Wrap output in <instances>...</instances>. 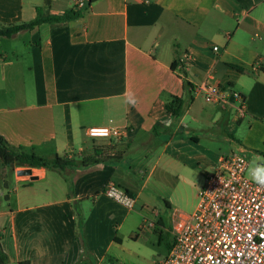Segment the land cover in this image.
<instances>
[{"label":"crops","instance_id":"1","mask_svg":"<svg viewBox=\"0 0 264 264\" xmlns=\"http://www.w3.org/2000/svg\"><path fill=\"white\" fill-rule=\"evenodd\" d=\"M74 2L0 0V25L27 23L37 9L74 11ZM77 11L68 22L0 36V136L26 153L74 163L0 164L4 264H114L122 231L129 224L131 236L144 220L138 202L149 184L157 190L193 172L204 184L208 168L238 151L213 153L217 138L238 142L244 120L239 144L263 140L264 154V0H95ZM208 84L220 99L205 100ZM174 98L177 116L165 109ZM94 126L119 136L91 137ZM109 182L133 198L131 209L104 195Z\"/></svg>","mask_w":264,"mask_h":264},{"label":"built area","instance_id":"2","mask_svg":"<svg viewBox=\"0 0 264 264\" xmlns=\"http://www.w3.org/2000/svg\"><path fill=\"white\" fill-rule=\"evenodd\" d=\"M86 2L75 0L74 10ZM202 90L205 100L220 99L217 85ZM86 132L91 137L119 136V130L109 126L89 127ZM247 171L244 149L219 158L205 176L194 211L173 221L172 243L155 264H264V186L255 184ZM103 193L128 209L133 206V198L112 182Z\"/></svg>","mask_w":264,"mask_h":264},{"label":"rangeland","instance_id":"3","mask_svg":"<svg viewBox=\"0 0 264 264\" xmlns=\"http://www.w3.org/2000/svg\"><path fill=\"white\" fill-rule=\"evenodd\" d=\"M215 128H217V126H215ZM247 131L248 122L244 120L238 130H235L233 134V137H235L238 142L229 141V143H227L222 139H219V136L215 145L213 147L211 146V150L213 153L218 155L228 154L232 150L236 149L237 146V150L240 148L245 150V156L248 161V169L253 161L257 163H264V154H259V152L262 151V148L259 146L262 145L263 140H259L252 148H248L245 144H239L242 143L243 137L245 134H247ZM227 134L230 135V132L227 131ZM14 167L15 166H11L10 168L14 169ZM211 171V168L206 170L208 173ZM53 172L54 171H51L49 173L51 177H55ZM11 173L12 172L9 170L7 176L9 191H11L10 189L16 185L13 181ZM150 183H153V181ZM202 184V177L195 172L186 175L184 178L173 177L164 180L163 184L158 186L157 190L152 184H149L145 188L143 197H141L138 202L140 209L142 210L144 220H142V218H138L137 220L134 219L135 223L132 224L137 225L140 222V227L133 230L131 236L126 234L127 230L130 229L129 224H127V227L122 231L121 234L123 240L122 248L119 251H115L114 254H116V256L114 255L115 260L113 263L155 264L157 260L164 257L167 254L173 240V234L170 231L173 221L178 219L180 215L190 214L193 211L197 202L196 195L198 189L202 187ZM6 201L7 199H3V204H6ZM164 201H168L171 206L167 208L164 204ZM10 202H12L11 199L9 200V203ZM142 203H146L145 208L141 207ZM152 210L156 211L158 215L153 216ZM151 222H153L154 225L149 227L148 224ZM141 226H143L144 229H142Z\"/></svg>","mask_w":264,"mask_h":264},{"label":"trees","instance_id":"4","mask_svg":"<svg viewBox=\"0 0 264 264\" xmlns=\"http://www.w3.org/2000/svg\"><path fill=\"white\" fill-rule=\"evenodd\" d=\"M86 5L89 6L95 0H86ZM48 5V2H46ZM81 15L80 11H73L69 10L64 12L61 15H49L44 14L40 9H37V14L35 18L27 23L16 24V25H9V26H1L0 25V36L10 37L20 31L23 30H31L34 27L39 26L42 23H64L71 21ZM174 66V65H173ZM186 85V83H185ZM165 109L170 112L173 116H177L181 109V101L179 99H173L170 104L165 105ZM96 155H99L96 152ZM98 159L91 158L87 161H82V165L87 164H94L97 163ZM0 164L3 166H21V167H28V168H45V169H64L66 167L74 166L72 161L65 159L60 156H55L51 159L44 158L38 156L34 153H26L21 146L12 147L10 146L1 136H0ZM6 258L2 255L0 251V263L4 264ZM20 264H27L20 263Z\"/></svg>","mask_w":264,"mask_h":264},{"label":"clouds","instance_id":"5","mask_svg":"<svg viewBox=\"0 0 264 264\" xmlns=\"http://www.w3.org/2000/svg\"><path fill=\"white\" fill-rule=\"evenodd\" d=\"M128 96V103L135 104V100L131 94L126 93ZM104 134H107V129L103 130ZM249 178L257 185L264 186V163H257L253 161L248 169Z\"/></svg>","mask_w":264,"mask_h":264},{"label":"water","instance_id":"6","mask_svg":"<svg viewBox=\"0 0 264 264\" xmlns=\"http://www.w3.org/2000/svg\"><path fill=\"white\" fill-rule=\"evenodd\" d=\"M31 173V170L30 169H25V170H20L19 172H18V174H30Z\"/></svg>","mask_w":264,"mask_h":264}]
</instances>
